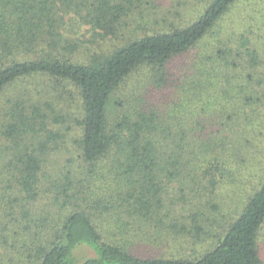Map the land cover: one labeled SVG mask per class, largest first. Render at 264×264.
<instances>
[{"label":"trees","instance_id":"1","mask_svg":"<svg viewBox=\"0 0 264 264\" xmlns=\"http://www.w3.org/2000/svg\"><path fill=\"white\" fill-rule=\"evenodd\" d=\"M154 1L0 0V264H264V0Z\"/></svg>","mask_w":264,"mask_h":264},{"label":"rangeland","instance_id":"2","mask_svg":"<svg viewBox=\"0 0 264 264\" xmlns=\"http://www.w3.org/2000/svg\"><path fill=\"white\" fill-rule=\"evenodd\" d=\"M182 1L184 0H155V4L158 6V8H156V10H154L152 8V6L147 5V9L148 10H154L155 12H159L162 13V16L165 14L170 15L169 11H171V15L169 16V18L171 20L176 21L175 23L177 24H182L185 25L186 23L188 24L189 22H191L192 20L194 21L195 18H197V15H194V13H191V11L189 12L188 15V11L190 8H184V6L182 5ZM181 2V4H180ZM262 3L259 2L258 0H242L240 1L239 4L236 5V7H234L232 9V11L227 15L225 21L223 22V25L225 27H228L229 29L232 28V26L235 25V23L240 22L244 19H247L246 17H249L250 15H255L256 16V12L257 10H260V8H262ZM177 13V14H176ZM181 13L183 14H187V16L185 17L184 15H182V17L184 16L185 19L182 20L181 18ZM192 16V17H191ZM182 21V22H181ZM89 36V34H88ZM181 60L178 61V63H175L173 65V69H179V67L181 66ZM138 77V76H137ZM131 82H135V80L131 81ZM130 82V90L132 89L131 87V83ZM150 101L153 104H158L159 103V97L155 94L152 97V93L150 92ZM120 106H117L116 104H112L111 105V114H110V119H113V117H115L116 112H118L120 110L119 108ZM74 108V107H73ZM71 110V109H70ZM1 115V113H0ZM1 116H0V128H1ZM264 131V130H263ZM64 145H71V140L69 139V136H67V138L65 139V143ZM65 150V149H64ZM68 158V154L65 152L63 153L62 157L60 158L59 163H49L48 164V168L49 171L54 170L55 168H61L63 165H65L66 163V159ZM223 194L225 195L226 198V208L229 211H239L240 207H241V203H239V201H235V195L233 194V188H226L223 191ZM243 197V196H241ZM172 252H176L175 250L173 251H168V255H170V253ZM185 253L187 255V253H190V251H182V253ZM183 253V254H184ZM94 252L89 249V248H79L75 251V256L78 257L79 260H84L85 258L88 257H92L94 256Z\"/></svg>","mask_w":264,"mask_h":264}]
</instances>
